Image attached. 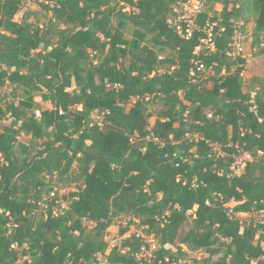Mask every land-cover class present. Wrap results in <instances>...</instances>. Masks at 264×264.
Returning <instances> with one entry per match:
<instances>
[{
  "label": "trees",
  "instance_id": "trees-1",
  "mask_svg": "<svg viewBox=\"0 0 264 264\" xmlns=\"http://www.w3.org/2000/svg\"><path fill=\"white\" fill-rule=\"evenodd\" d=\"M24 1L0 0V89L13 94L0 97V264H176L183 246L205 264H264V224L238 216L264 211V84L245 92L247 60L229 55L250 1L208 0L223 9L200 15L199 29L217 26L198 52L204 33L169 23L187 0H35L52 14L43 27L15 20ZM251 5L263 55L264 0ZM238 151L254 160L232 176ZM122 218L121 235L157 240L150 258L138 232L106 254Z\"/></svg>",
  "mask_w": 264,
  "mask_h": 264
},
{
  "label": "rangeland",
  "instance_id": "rangeland-1",
  "mask_svg": "<svg viewBox=\"0 0 264 264\" xmlns=\"http://www.w3.org/2000/svg\"><path fill=\"white\" fill-rule=\"evenodd\" d=\"M231 6L233 4L237 5L238 7L242 4L244 1H250L249 9L246 10V17L249 19V22L244 25V22L242 20L237 22L238 28H237V34L236 39L239 41V43L242 46L243 52L242 57L246 58L247 60V67L246 71L243 73V81H244V91L249 92L251 88L254 90H257L262 84H264V54H259V48L254 45V29L256 26L255 18L256 14L252 9L251 0H230ZM195 0H192V3H194ZM193 7V6H192ZM204 11H208L211 18L212 16L216 14H220L223 9V4H206L203 6ZM126 11H130V8H126ZM32 12L35 15H33L29 22L34 23L35 25L39 27L46 26L49 22V19L51 18L52 14L47 13L43 10L42 6L38 1L35 0H26L22 4V10L15 16L16 21H21L24 17L25 13ZM56 26L63 27L61 23L55 22ZM133 31L128 30L127 32V38H132ZM264 44H262V47ZM208 87H211V83L207 84ZM20 97H23V92L19 91ZM0 97L4 99L2 100L1 104L3 105L6 101H12L13 100V94H12V87L9 85H6L5 87L0 89ZM36 102H41V98L37 97L35 98ZM46 105V104H45ZM155 119H151L150 122L153 124ZM19 141L24 144H37V146H40V142L36 143L34 140L31 139L30 136H20ZM76 169V167H74ZM76 187H65L64 190L61 191V194H68L69 192L75 191ZM235 205L234 202H231L228 206L233 207ZM250 216H254L255 219L259 220V218L256 217V214H241L239 217L242 219H249ZM131 218H122L119 219V221L111 227L108 230V235L105 238V241L108 242L109 248L106 252V254H109L112 248L116 244H120V242L130 236L132 232H138L140 234L141 231L137 229V227L133 226L129 230L128 233L125 235H121L120 230L122 227H125L127 223L129 222ZM192 227L191 221L187 222L180 230V236L185 235L186 232ZM145 236V235H144ZM147 242L149 245V249L145 252L146 255L150 258L152 252L156 251L158 249V242L156 239H154V236H146ZM184 250L188 252V256L186 259L181 260L180 262L176 264H205V259L207 258V254L203 251H197V252H190L188 249L183 246ZM174 249V247H173ZM23 261H21L22 263Z\"/></svg>",
  "mask_w": 264,
  "mask_h": 264
},
{
  "label": "built area",
  "instance_id": "built-area-1",
  "mask_svg": "<svg viewBox=\"0 0 264 264\" xmlns=\"http://www.w3.org/2000/svg\"><path fill=\"white\" fill-rule=\"evenodd\" d=\"M207 1L208 0H195V2L192 3V0H187L185 2L179 3L177 6L174 7L173 12L170 15V25L175 27L179 34L185 36L186 38H190L194 30L199 29L198 20L200 15L204 12L203 6L206 5ZM220 1L223 2L225 0ZM216 26L217 22H212L208 19L205 21V24L200 27L199 30L204 33V38L201 40L202 46L197 47L196 52H198L202 47L208 50H214L213 39L214 30ZM242 52V46L235 37L234 42L231 44V50L229 52V55L232 58H237L239 56H242ZM46 106L48 108H52V106L49 104H46ZM37 114L39 115V113ZM214 151L217 152V154H221V149L217 145L214 146ZM259 155L263 156V153L259 152ZM233 159L234 161L230 167V172L232 176L242 175L245 171L247 164L253 162L254 160L251 154L240 151H238L237 154L233 155ZM53 196L54 193L51 194V197ZM57 203L60 205L61 209L66 208V204L64 202L59 201ZM61 209L55 210L54 214H59ZM240 215L241 214H239L238 216ZM256 217L259 218L258 221L261 224H264V211H260L258 214H256ZM140 235H142L147 242L146 236H144L143 234ZM143 250H145V248Z\"/></svg>",
  "mask_w": 264,
  "mask_h": 264
},
{
  "label": "crops",
  "instance_id": "crops-1",
  "mask_svg": "<svg viewBox=\"0 0 264 264\" xmlns=\"http://www.w3.org/2000/svg\"><path fill=\"white\" fill-rule=\"evenodd\" d=\"M243 75V74H242Z\"/></svg>",
  "mask_w": 264,
  "mask_h": 264
}]
</instances>
